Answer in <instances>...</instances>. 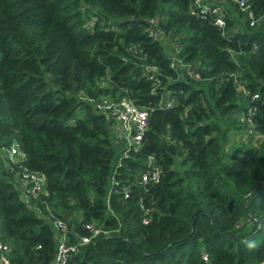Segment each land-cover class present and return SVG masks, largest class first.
<instances>
[{"label":"trees","instance_id":"16d2710c","mask_svg":"<svg viewBox=\"0 0 264 264\" xmlns=\"http://www.w3.org/2000/svg\"><path fill=\"white\" fill-rule=\"evenodd\" d=\"M247 4L252 26L226 2L219 28L193 0H0V150L24 155L0 160L10 264H52L53 220L67 264H264V0ZM101 97L148 111L139 146ZM149 156L159 180L143 183ZM23 169L46 177L28 203ZM87 224L106 234L81 245Z\"/></svg>","mask_w":264,"mask_h":264},{"label":"built area","instance_id":"2783aa9c","mask_svg":"<svg viewBox=\"0 0 264 264\" xmlns=\"http://www.w3.org/2000/svg\"><path fill=\"white\" fill-rule=\"evenodd\" d=\"M231 2L236 4L239 10L246 14L249 24L252 26L256 21L250 6L247 4V0H193V6L199 10L203 15L209 14L213 17L214 25L223 28L225 21L223 19V4ZM150 35L153 38L158 39L162 36V33L156 29L150 30ZM177 49V48H175ZM180 61L173 57L171 61V68L175 65H179ZM151 72H156L155 67L150 68ZM150 80L155 85L158 84L156 76H150ZM257 96H254L256 99ZM93 108L105 116V118L111 122V128L115 134L117 132L118 139L124 141L128 146H139L142 138L147 131L148 116L149 113L146 109L136 106L130 99L122 97L117 101H111L107 97H101L97 100L88 99ZM166 108L171 107V103L165 104ZM248 124L252 125L251 119H248ZM10 161L14 164H20L24 160V155L19 151L16 146H12L9 150ZM154 157L149 156L147 158V166L150 167L148 173L141 176V182L147 183L149 181L157 182L159 180V173L154 169ZM21 179L24 182L22 200L26 203L29 202L31 195H37L45 193L46 177L41 173H30L26 169H23L21 173ZM128 196V192H125V197ZM147 221H145L146 223ZM52 227L55 231L56 242V254L52 264H67L70 254L75 251V247L69 245V238L67 235V227L62 220H53ZM89 231V237H80L79 242L81 245L88 244L92 238L103 233L100 228H94L91 224H87L84 227ZM10 247L8 244H0V264H10L8 254ZM207 261V257H204Z\"/></svg>","mask_w":264,"mask_h":264},{"label":"rangeland","instance_id":"374dc122","mask_svg":"<svg viewBox=\"0 0 264 264\" xmlns=\"http://www.w3.org/2000/svg\"><path fill=\"white\" fill-rule=\"evenodd\" d=\"M243 134H245V133L243 132L242 133V136L239 137V138H238V135L239 134H236V135L232 134L231 136L229 135L228 143L226 144V146L227 147L230 146L231 143H232V140L235 141V142H243V143H246L247 140H245L243 138L244 137ZM115 137H116V140H118L117 132H115ZM0 160L3 161L5 167H7L9 165L10 157H9L8 150H0ZM12 182H13L14 186H16V188L21 189L22 187H24V182L22 181L21 177H19L18 174H16L13 177Z\"/></svg>","mask_w":264,"mask_h":264},{"label":"clouds","instance_id":"9594fccd","mask_svg":"<svg viewBox=\"0 0 264 264\" xmlns=\"http://www.w3.org/2000/svg\"><path fill=\"white\" fill-rule=\"evenodd\" d=\"M246 247H248L249 249L255 247V242H254V241H249V242L246 244Z\"/></svg>","mask_w":264,"mask_h":264},{"label":"crops","instance_id":"0c3cea01","mask_svg":"<svg viewBox=\"0 0 264 264\" xmlns=\"http://www.w3.org/2000/svg\"><path fill=\"white\" fill-rule=\"evenodd\" d=\"M22 196V192H23V187L21 189L17 188ZM22 190V191H21Z\"/></svg>","mask_w":264,"mask_h":264}]
</instances>
